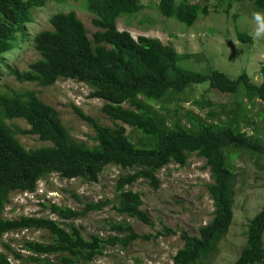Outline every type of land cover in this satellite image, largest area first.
Returning a JSON list of instances; mask_svg holds the SVG:
<instances>
[{"label": "trees", "instance_id": "obj_1", "mask_svg": "<svg viewBox=\"0 0 264 264\" xmlns=\"http://www.w3.org/2000/svg\"><path fill=\"white\" fill-rule=\"evenodd\" d=\"M55 1L86 6V14L93 16L95 32L92 38L75 11L55 15L51 18L53 29L43 30L34 38L41 59L31 63L24 72L8 65L5 68L22 83L46 87L60 79H74L87 85L92 90L90 98L104 101L101 112L114 127L100 124L98 119L74 106L78 118L95 131V143L88 145L73 139L59 111L42 102L33 90L1 91L0 241L13 231L43 229L52 239L46 243L26 241L23 250L34 253L30 256H23L7 245L16 260L30 264H88L102 256L108 247L127 249L139 239H156L164 234L140 235L127 223L111 224L110 231L116 235L92 234L86 239L80 228L72 223L64 227L57 220L35 216L5 219L3 212L11 193L34 191L37 182L47 174L98 182L104 168L116 164L135 172L118 179V199L113 208L120 215L153 225L148 213L142 210V194L126 189V185L143 178L158 190L160 170L172 162L185 166L189 156L197 153L206 160L211 173L212 183L207 189L214 203L213 219L199 229L197 236L182 233L184 246L173 257L172 264H204L233 221L232 208L238 184L234 159L246 153L264 157V137L250 136L242 130L246 115L238 110H234L230 120L210 122L185 110L179 97L185 95L188 100L194 86L208 84L218 93L234 95L237 103L244 98L249 102L257 99L264 102V81L261 84L253 82L247 72L231 78L212 68L204 73L183 69L179 65L181 60L201 54L180 55L159 40L142 37L136 40L129 32L118 30L120 17L137 14L143 9L140 0ZM229 1L231 8L236 0ZM48 2L0 0V65H5L4 57L16 49L17 39H27V25L33 22V10ZM253 5L255 11H264V0H255ZM158 8L164 17L175 18L188 26L208 13L206 4L201 7L191 0L180 3L160 0ZM141 20L146 21V17ZM237 38L253 44L247 32L237 30ZM125 104L129 106L126 108ZM195 105L212 107L205 97L195 100ZM14 119L26 120L30 129L22 130L16 125L10 128L6 121ZM119 122L139 132V145L131 142L126 128ZM19 133L37 135L40 141L50 145L27 149L17 138ZM74 197L80 200L77 194ZM109 203H91L81 211L56 204L48 207L60 220H69L85 216L92 210H102ZM262 205L247 225L246 243L235 264L264 263V201ZM52 255H58L57 263L49 259ZM0 264L14 263L0 252Z\"/></svg>", "mask_w": 264, "mask_h": 264}, {"label": "rangeland", "instance_id": "obj_2", "mask_svg": "<svg viewBox=\"0 0 264 264\" xmlns=\"http://www.w3.org/2000/svg\"><path fill=\"white\" fill-rule=\"evenodd\" d=\"M178 1L182 0H177L176 3ZM191 1L201 7L204 4L208 7L207 15H200L197 22L191 26L175 18H164L156 9L157 0H144L146 10L139 15H125L119 22L127 27H133L137 20L145 16L146 21L142 27L139 25L136 29L149 30L142 33L127 28L134 38L146 34L160 38L164 45L172 46L180 55L201 54L185 61L181 60L179 65L183 69L204 73L212 68L226 73L231 78L247 72L253 82L261 84L264 81V40L253 41L251 45L237 38V30L249 34L251 32L253 27L251 14L255 11L254 0L233 1L231 8L229 0ZM71 11L78 13V18L83 21L89 32V38H92L95 32L93 16L86 14L88 12L83 4L52 1L45 7L35 8L34 21L27 26L29 34L27 39H17L16 49L6 55L5 65H0V92L6 90L8 92V89L21 92L36 91L42 102L59 111L60 118L73 139L94 145L93 127L78 118L74 106L98 119L100 124L112 127L114 124L101 112L104 101L89 97L92 90L88 86L65 79H60L51 87H42L30 82L22 83L10 75V69L5 68L8 65L9 68L24 72L31 63L39 60L41 56L34 47L32 37L43 29L52 28L50 18L53 14ZM119 29L126 30L123 25H119ZM17 49L21 51L20 54L16 53ZM202 97L211 102L212 107L200 108L195 105V100ZM179 98L185 110L192 111L210 122L230 120L234 116V110H238L246 115V121L242 123L243 130L250 135L264 137V102L261 100L249 102L244 98L237 103L234 95L218 93L208 84L194 86L188 100L185 95ZM125 106L127 108L129 105ZM155 107L159 108L158 105ZM6 122L10 128L16 125L22 130L30 129L24 119ZM119 124L126 128L132 142L139 145L140 134L127 124L121 122ZM17 138L27 149L50 145L48 142L40 141L38 136L33 134L19 133ZM234 164L238 184L232 208L233 221L228 235L219 244L217 253L204 264H234L245 245L247 225L263 206L264 159L258 161L257 158L244 154L240 158H235ZM134 172L110 164L101 172L98 182H88L82 178L65 179L58 174L47 175L39 182L34 193H12L3 217L5 219H19L22 216L45 217L59 221L64 227L72 223L81 228L85 238H90L92 234L107 237L111 234V224L127 223L140 235L157 233L164 235L147 241L139 239L127 249L119 246L108 247L102 256L89 264H172L173 257L184 246L182 233L198 235L199 229L209 224L213 218L214 203L207 189L212 183L209 167L206 166L204 158L192 153L185 166L172 162L158 172L160 181L158 190L153 189L150 182L145 179H139L134 184L126 186L127 189L142 194V210L148 213L153 225H146L136 218L120 215L113 208L118 199V179ZM74 194H77L80 200H77ZM107 200L111 203L104 209L92 210L85 216L69 220H60L48 207L55 203L73 210H82L88 204ZM51 239V234L43 229L13 231L5 234L0 241V252L9 256L14 264H30L16 260L11 251L30 256L34 253L23 250L26 241L46 243ZM7 245L12 250L8 249ZM57 257L58 255H52L49 259L57 263Z\"/></svg>", "mask_w": 264, "mask_h": 264}, {"label": "clouds", "instance_id": "obj_3", "mask_svg": "<svg viewBox=\"0 0 264 264\" xmlns=\"http://www.w3.org/2000/svg\"><path fill=\"white\" fill-rule=\"evenodd\" d=\"M52 1H55V0H49V2L45 5V6H47L50 2H52ZM177 1V0H176ZM255 1V0H254ZM55 2H57V1H55ZM191 2H193V1H191ZM140 3L143 5V9L142 10H140V12L139 13H137V14H132V15H139L142 11H144V10H146L147 9V6H146V4H145V2H144V0H140ZM159 3H160V0H157V4H156V9H158V11H159V8H158V6H159ZM178 3H180L179 1H178ZM193 3H195V2H193ZM195 4H197V3H195ZM205 5V4H204ZM203 5V6H204ZM44 6V7H45ZM202 6V7H203ZM69 13V12H68ZM230 13V8L228 9V14ZM58 14H61V13H55V14H53L52 16H51V18H53L55 15H58ZM227 14V15H228ZM127 15V14H126ZM123 16H125V15H123ZM122 16V17H123ZM204 16H206V15H204ZM33 17H34V15H33ZM51 18H50V21H51ZM121 18V17H120ZM165 18V17H164ZM251 20H252V23H253V27H252V29H251V32H250V36H251V39L254 41V42H256V41H260V40H264V11H253L252 12V14H251ZM34 21V20H33ZM31 23H33V22H31ZM31 23H29V24H31ZM28 24V25H29ZM50 24H51V29H43V30H47V31H49V30H52L53 29V24L50 22ZM27 25V26H28ZM119 25H123L125 28H126V30H120L119 29ZM140 25V26H139ZM142 25H143V21L141 20V19H139V20H137V23H135L134 24V26L133 27H127L126 25H124L123 23H121V22H118L117 23V27H118V30H120V31H127V32H129L130 34H131V32L129 31V30H127V28H129V29H133V30H137V31H141L142 33L144 32V31H146V30H149V28L148 29H146V30H142V29H140V28H138V29H136V26H139V27H142ZM43 30H41V31H39L38 33H36L33 37L35 38L40 32H42ZM26 32H27V30H26ZM28 33H27V37H28ZM132 35V34H131ZM133 36V35H132ZM32 37V41H33V44H34V47H35V42H34V38ZM134 37V36H133ZM139 37H142V38H152V39H154V40H159L161 43H162V41H161V39L160 38H157V37H151V36H148V35H146V34H141V35H138V37H136V38H134V39H136V40H138V38ZM239 40V39H238ZM17 41V40H16ZM163 44V43H162ZM164 45V44H163ZM166 46H170V45H166ZM37 50V49H36ZM38 51V50H37ZM41 56V55H40ZM41 59V58H40ZM39 59V60H40ZM4 60L6 61V56L4 57ZM38 61V60H37ZM65 80H74V79H65ZM76 81V80H75ZM58 82V81H57ZM56 82V83H57ZM76 82H78V81H76ZM55 83V84H56ZM80 83V82H79ZM83 84V83H82ZM51 86H53V85H51ZM51 86H46V87H51ZM87 86V85H86ZM34 92H36V91H34ZM36 94H37V92H36ZM37 97H38V95H37ZM39 98V97H38ZM259 100V99H258ZM55 108V107H54ZM56 109V108H55ZM85 113V112H84ZM60 114V113H59ZM86 114V113H85ZM88 115V114H87ZM243 130V129H242ZM244 131V130H243ZM245 132V131H244ZM139 133V132H138ZM71 135V134H70ZM126 135L128 136V134H127V130H126ZM248 135H250L249 133H248ZM252 135H255V134H252ZM252 135H250V136H252ZM259 136V135H258ZM128 138L130 139V137L128 136ZM131 140V139H130ZM77 141V140H76ZM80 142V141H79ZM131 142H132V140H131ZM85 143V142H84ZM133 144H135L134 142H132ZM87 144V143H86ZM135 145H137V144H135ZM193 154H197V153H193ZM246 154H248L249 155V153H246ZM244 155V154H243ZM242 155V156H243ZM255 158H257L258 159V161H260L261 159H264V157H262V158H259V157H257V156H255ZM110 165V164H109ZM111 165H116V164H111ZM118 166H121V165H118ZM122 167V166H121ZM126 169V168H125ZM129 170V169H128ZM132 171H134L133 169H131ZM52 174H57V173H52ZM47 175H51V174H47ZM47 175H45L44 177H46ZM59 175V174H58ZM125 175H128V174H125ZM125 175H123V176H125ZM60 176V175H59ZM43 177V178H44ZM61 177V176H60ZM42 178V179H43ZM41 179V180H42ZM66 179V178H65ZM76 179V178H75ZM139 179H143V178H139ZM139 179H137V180H139ZM41 180H39L38 182H37V185L39 184V182L41 181ZM136 180V181H137ZM135 181V182H136ZM134 182V183H135ZM118 183V182H117ZM134 183H132V184H134ZM36 185V188H35V190L34 191H23V193H25V192H29V193H34L36 190H37V186ZM127 186V185H126ZM129 186V185H128ZM127 189V188H126ZM129 190V189H128ZM132 191V190H131ZM15 192H17V191H15ZM15 192H13V193H15ZM12 194V193H11ZM11 194L9 195V201H10V196H11ZM213 200V199H212ZM107 201H109V200H107ZM111 203V202H110ZM109 203V204H110ZM53 204H55V203H53ZM51 205V204H50ZM49 205V206H50ZM56 205H58V204H56ZM58 206H60V205H58ZM115 206V205H114ZM113 206V207H114ZM50 209V208H49ZM214 210H215V208H214ZM78 211H81V210H78ZM52 212V211H51ZM214 213V212H213ZM52 214H55V213H52ZM56 215V214H55ZM87 215V214H86ZM59 219H61L58 215H56ZM36 217V216H35ZM42 218H45V217H42ZM49 219H51V218H49ZM213 219V218H212ZM53 220H55V219H53ZM211 222V221H210ZM209 222V223H210ZM208 225V224H207ZM76 226V225H75ZM204 226H206V225H204ZM76 227H78V226H76ZM203 227V226H202ZM78 228H80V227H78ZM80 230H81V228H80ZM81 232H82V230H81ZM198 233H199V231H198ZM228 233H229V231H228ZM228 233L223 237V239L228 235ZM82 235H83V233H82ZM110 235H116V232H112L111 231V234ZM84 236V235H83ZM101 236V235H100ZM109 236V235H108ZM191 236H197V235H191ZM85 237V236H84ZM90 237V236H89ZM102 237H104V236H102ZM86 239H89V238H86ZM222 239V240H223ZM222 240L219 242V244L222 242ZM133 243V242H132ZM131 243V244H132ZM246 243V242H245ZM219 244L217 245V247H215L213 250H212V254H211V256H210V258L213 256V255H215L216 253H217V248H218V246H219ZM209 258V259H210ZM89 264V263H88ZM235 264V263H234Z\"/></svg>", "mask_w": 264, "mask_h": 264}, {"label": "bare ground", "instance_id": "obj_4", "mask_svg": "<svg viewBox=\"0 0 264 264\" xmlns=\"http://www.w3.org/2000/svg\"><path fill=\"white\" fill-rule=\"evenodd\" d=\"M16 53H17V54H20V53H21V51H20L19 49H17V50H16Z\"/></svg>", "mask_w": 264, "mask_h": 264}]
</instances>
